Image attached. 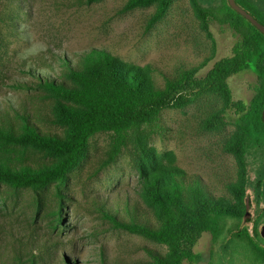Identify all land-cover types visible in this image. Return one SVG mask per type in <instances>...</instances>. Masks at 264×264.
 Returning a JSON list of instances; mask_svg holds the SVG:
<instances>
[{"label": "rangeland", "instance_id": "374dc122", "mask_svg": "<svg viewBox=\"0 0 264 264\" xmlns=\"http://www.w3.org/2000/svg\"><path fill=\"white\" fill-rule=\"evenodd\" d=\"M129 1L0 0V126L17 129L24 115L44 134H64L52 113L53 99L38 83L39 73L59 78L62 62L77 64L93 48L145 67L161 86L191 68L204 78L218 61L233 55L237 33L218 14L221 0H173L155 20L158 3L128 10ZM197 5L217 11L207 27ZM238 79V74L229 77L235 98L240 97ZM221 106L220 94L209 92L186 107L166 108L159 132L144 142L159 164L184 170L186 182H199L213 197L233 202L242 170L226 148L236 126L202 127ZM228 114L235 121V113ZM112 140L108 132L94 135L84 159L60 184L35 190L0 181V264H141L153 255L168 256L165 244L117 227L107 216L160 224L140 193L142 146L133 141L109 161ZM57 159L49 148L31 143L0 145V162L10 168L50 165ZM58 210L64 216L59 224ZM212 239L204 232L193 247L198 259L185 264H207Z\"/></svg>", "mask_w": 264, "mask_h": 264}, {"label": "trees", "instance_id": "16d2710c", "mask_svg": "<svg viewBox=\"0 0 264 264\" xmlns=\"http://www.w3.org/2000/svg\"><path fill=\"white\" fill-rule=\"evenodd\" d=\"M95 1L98 0H87L88 3ZM172 1L131 0L125 9L158 3L155 20L165 13ZM197 8L207 27L215 9L200 5ZM218 14H221L220 8ZM233 23H236L235 19ZM62 63L65 68L61 77H43L39 73L38 83L53 99L52 113L55 121L64 127V134H44L24 115H21L22 122L17 129L0 126V145L31 143L49 148L58 159L50 165L21 168H10L0 162V181L17 188L45 189L66 179L68 173L84 159L94 135L101 132L113 135L109 161H113L123 147L135 141L138 147L142 146L145 155L139 165L141 197L155 209L160 224L123 221L117 214L108 213L107 216L117 227L168 247L167 257L153 255L152 261L141 264L195 262L199 254L193 247L202 234L210 232L217 240L228 218L235 215V210L228 207L231 201L213 197L199 182H186L184 170L159 164L144 141L159 132V119L164 109L186 107L202 93H219L222 106L208 114L202 127L220 130L230 123L235 124L237 132L228 140L226 149L240 163L241 181L234 186V191L241 193L246 184L244 178H248L251 150L256 138L261 144L264 141V129H256L257 124H263L259 115L252 112L240 114L243 104L236 100L228 82L229 77L243 66L238 62L236 51L218 61L204 78H197L196 69L191 68L177 78H167L162 86L149 76L145 67L126 62L107 49L93 48L83 54L77 64L70 60ZM45 66L52 67V64ZM229 112L235 113V121L231 122ZM57 217L59 224L64 219L61 210L57 211Z\"/></svg>", "mask_w": 264, "mask_h": 264}, {"label": "flooded vegetation", "instance_id": "af4514ba", "mask_svg": "<svg viewBox=\"0 0 264 264\" xmlns=\"http://www.w3.org/2000/svg\"><path fill=\"white\" fill-rule=\"evenodd\" d=\"M235 2L238 9L231 0H221L218 7L223 22L232 24L237 33L232 51H236L238 62L243 66L236 73L240 96L236 100L243 104L240 114L259 115L263 124H257L256 129H264V32L252 22L255 19L264 27V0ZM250 160L245 188L235 194L234 202L228 203L235 215L228 218L217 240L212 235L214 250L207 264H264V141L261 144L259 138L251 150Z\"/></svg>", "mask_w": 264, "mask_h": 264}, {"label": "water", "instance_id": "95a60500", "mask_svg": "<svg viewBox=\"0 0 264 264\" xmlns=\"http://www.w3.org/2000/svg\"><path fill=\"white\" fill-rule=\"evenodd\" d=\"M231 3H232V5H233V7H235L236 9H238V6H237V4H236V2H235V0H231ZM252 22L259 28V29H261V31H263L264 32V27H263V25L262 24H260L257 20H252ZM263 119H264V113H263ZM248 198H249V196H248Z\"/></svg>", "mask_w": 264, "mask_h": 264}]
</instances>
